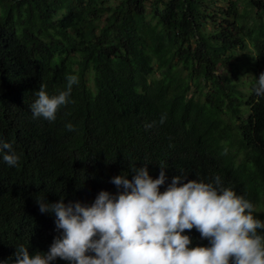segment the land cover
Listing matches in <instances>:
<instances>
[{
    "label": "trees",
    "instance_id": "1",
    "mask_svg": "<svg viewBox=\"0 0 264 264\" xmlns=\"http://www.w3.org/2000/svg\"><path fill=\"white\" fill-rule=\"evenodd\" d=\"M261 72L264 0H0V137L19 156L0 158V261L20 244L46 252L58 235L37 198L91 203L132 165L153 178L164 167L166 184L219 177L256 209ZM73 74L72 102L55 121L33 119L35 91L57 93Z\"/></svg>",
    "mask_w": 264,
    "mask_h": 264
},
{
    "label": "clouds",
    "instance_id": "2",
    "mask_svg": "<svg viewBox=\"0 0 264 264\" xmlns=\"http://www.w3.org/2000/svg\"><path fill=\"white\" fill-rule=\"evenodd\" d=\"M66 81L54 94L43 86L35 91L36 99L29 105L33 119L55 121L60 108L72 102L78 76L69 75ZM251 90L264 98V72ZM165 118L162 115L160 123ZM65 128L74 130L71 122ZM0 158L9 166L19 161L12 144L2 137ZM130 169L131 179L128 173L111 177L115 193L100 190L91 203L37 198L41 213L54 214L58 235L46 252L30 254L23 244L16 246L11 264H54L57 259L66 264H264V219L254 215L249 199L222 186L219 177L204 182L175 175L166 184L164 167L156 178L150 176L147 163ZM192 229L207 244L194 245L185 232ZM0 264H9V258Z\"/></svg>",
    "mask_w": 264,
    "mask_h": 264
},
{
    "label": "rangeland",
    "instance_id": "3",
    "mask_svg": "<svg viewBox=\"0 0 264 264\" xmlns=\"http://www.w3.org/2000/svg\"><path fill=\"white\" fill-rule=\"evenodd\" d=\"M219 6H222V4H220ZM207 25L209 26V24L207 23ZM248 80V79H247ZM257 211L261 214L264 215V198H261L260 202L257 205Z\"/></svg>",
    "mask_w": 264,
    "mask_h": 264
}]
</instances>
